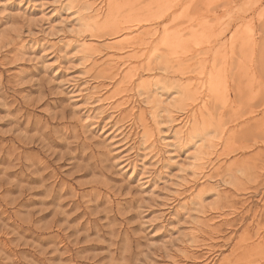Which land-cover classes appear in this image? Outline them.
I'll return each mask as SVG.
<instances>
[{"label": "rangeland", "instance_id": "obj_1", "mask_svg": "<svg viewBox=\"0 0 264 264\" xmlns=\"http://www.w3.org/2000/svg\"><path fill=\"white\" fill-rule=\"evenodd\" d=\"M0 264H264V0H0Z\"/></svg>", "mask_w": 264, "mask_h": 264}, {"label": "bare ground", "instance_id": "obj_2", "mask_svg": "<svg viewBox=\"0 0 264 264\" xmlns=\"http://www.w3.org/2000/svg\"><path fill=\"white\" fill-rule=\"evenodd\" d=\"M105 19H106V18H105ZM84 25H85V24H84ZM165 36H166V35H165ZM194 39H195V38H194ZM179 41H180V40H179ZM119 43H120V42H119ZM181 43H182V41H181ZM178 44H179V43H178ZM82 45H83V44H82ZM173 46H174V45H173ZM176 46H177V45H176ZM79 48H81V47H79ZM176 48H177V47H176ZM179 48H180V47H179ZM180 49H181V48H180ZM180 49H179V50H180ZM175 53H176V52H175ZM163 70H166V69L164 68ZM211 86H212V85H211ZM207 88H208V87H207ZM148 97H149V96H148ZM148 99H149V98H148ZM166 106H167V105H166ZM163 111H164V110H163ZM171 111H172V110H171ZM162 113H163V112H162ZM153 114H154V113H153ZM157 117H158V116H157ZM170 117H171V116H170ZM158 119H159V117H158ZM158 119H157V120H158ZM186 119H187V118H186ZM174 121H175V120H174ZM174 121H173V122H174ZM156 123H157V122H156ZM153 124H154V123H153ZM194 127H195V126H194ZM184 131H185V130H184ZM202 131H203V130H202ZM159 134H160V133H159ZM184 136H185V135H184ZM168 137H169V136H168ZM195 137H196V136H195ZM149 147H150V146H149ZM150 148H151V147H150ZM204 160H205V159H204Z\"/></svg>", "mask_w": 264, "mask_h": 264}]
</instances>
